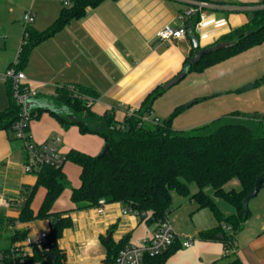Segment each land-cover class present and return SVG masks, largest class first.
<instances>
[{
	"label": "crops",
	"instance_id": "crops-1",
	"mask_svg": "<svg viewBox=\"0 0 264 264\" xmlns=\"http://www.w3.org/2000/svg\"><path fill=\"white\" fill-rule=\"evenodd\" d=\"M259 1L226 0L222 7L206 10L201 29L196 28L200 47H209L223 35L247 24L253 7L244 3ZM20 2L0 0V73L17 61L27 14L34 12L35 25H30L44 30L56 20L65 5L63 0ZM188 7L186 0H103L89 8L83 17L72 19L61 31L33 48L22 68L25 82L35 94L49 97L61 84L89 86L99 93L93 110L98 114L114 110L116 118L123 120L127 109L137 110L151 91L178 75L194 54L189 33L191 27H187L184 38L161 40L156 36L167 24L179 26V14ZM8 105V83L0 79V110ZM156 116L153 108L150 117ZM28 135L34 145L60 136V149L64 155L71 149L97 155L105 146L101 135L83 133L74 123L66 127L48 111H42L31 121ZM27 164H32L34 169L27 171ZM38 169L37 160L25 143L16 139L14 133L0 128V195L13 202L11 207L0 206V209L10 216H19L21 205L37 183ZM63 171L71 187L63 190L53 211H70L73 219V225L58 239L65 255L64 264H103L108 241L127 247L142 245L145 239L153 236L157 222L125 212L122 202H105L98 207L78 209L72 200V188L81 184V168L66 161ZM234 185L240 186L239 180L234 181ZM46 191L44 186L37 188L31 202L35 213ZM226 202L233 209L224 205L222 210L217 202L223 215L235 213V206ZM173 207L169 220L175 232L180 236H191L193 242L186 247L182 239L177 240L163 264H230L236 259L242 264H264V184L255 203L252 207L249 205L251 216L236 233L229 253L220 233L216 238L201 236L202 231L219 226L212 209L198 208L193 200ZM17 228H27L28 236L35 237L41 232H49L50 222L49 219H37L18 223Z\"/></svg>",
	"mask_w": 264,
	"mask_h": 264
},
{
	"label": "trees",
	"instance_id": "trees-1",
	"mask_svg": "<svg viewBox=\"0 0 264 264\" xmlns=\"http://www.w3.org/2000/svg\"><path fill=\"white\" fill-rule=\"evenodd\" d=\"M102 1L71 0L44 30H37L27 24L17 62L11 66L22 70L36 45L61 31L72 19L83 17L89 8ZM244 4L253 7L249 22L223 35L215 44L225 46L191 64L188 73L202 72L264 42V0ZM199 19L198 11L189 18L188 26L186 24V28L191 27L196 36ZM6 82L9 105L0 110V128L9 130L15 134L16 139H20L16 136L15 123L21 116L22 108L13 95L11 81ZM164 91L163 85L157 87L147 95L134 114H126L123 120H118L114 110L104 114L93 110V104L99 98L95 89L79 83L57 86L52 98L65 105L75 116L48 112L57 116L66 127L74 123L83 133L101 135L105 144L109 145L104 154L91 155L71 149L65 155L66 161H72L81 168V184L72 188V200L78 209L119 201L142 219L157 222L169 216L174 209L173 191L176 190L195 201L198 208L209 207L213 210L219 226L202 231L201 236L216 238L219 233H223L221 240L230 249L236 233L251 216L249 207L244 210L243 199L254 188L257 177L264 172V116L258 112L233 110L192 129H174L171 124L173 116L190 107L194 103L191 102L176 107L171 117L163 123L157 116L154 118L159 119L158 122L145 121L143 117L151 114L155 100ZM42 111L46 110L32 109L31 115L36 118ZM37 175V183L21 205L18 217L10 216L0 209V253L9 255V259L0 264H7L11 259L20 257L38 264H64L65 255L58 245V239L66 228L73 225V219L70 211H53V205L69 185V180L63 165L39 166ZM234 179L239 180L240 188L227 189V184ZM192 182L198 186L194 193L190 190ZM39 186H44L47 191L35 213L31 202ZM206 187L214 189L215 197L205 190ZM216 197L234 205L235 213L223 215L217 206ZM37 219H49L50 231L46 233V241L41 246L34 245L33 252L23 256L16 244L28 238V229L17 228V224ZM224 224L231 229H225ZM177 240L179 238L163 253L147 255L144 264H163ZM106 245L107 258L103 264H112L125 246L111 241ZM49 251L55 259L49 255ZM230 264L242 263L236 259Z\"/></svg>",
	"mask_w": 264,
	"mask_h": 264
},
{
	"label": "rangeland",
	"instance_id": "rangeland-1",
	"mask_svg": "<svg viewBox=\"0 0 264 264\" xmlns=\"http://www.w3.org/2000/svg\"><path fill=\"white\" fill-rule=\"evenodd\" d=\"M21 1L23 4L24 0ZM31 24L35 25L33 22ZM191 102L194 103L190 107L173 116V128L192 129L233 110L258 112L264 116V42L202 72H190L165 90L155 100L153 108L163 123L171 117L176 107ZM234 181L237 180L228 183L226 188H240L234 185ZM67 187H71L70 182ZM190 190L191 193L198 190L196 183H190ZM205 190L214 196L212 187H206ZM257 195L249 201L250 207L255 203ZM216 200L222 210L225 206L233 209L223 199ZM185 201H189V198L173 191V205L180 206Z\"/></svg>",
	"mask_w": 264,
	"mask_h": 264
},
{
	"label": "built area",
	"instance_id": "built-area-1",
	"mask_svg": "<svg viewBox=\"0 0 264 264\" xmlns=\"http://www.w3.org/2000/svg\"><path fill=\"white\" fill-rule=\"evenodd\" d=\"M189 3V7L179 14L181 24L177 27L172 25H165L159 29L156 36L161 40H169L171 38H184L186 36L187 20L192 17L196 12H200V19L196 24L197 29H201L203 20L206 18V10H214L220 8L225 4L226 0H186ZM71 0H64L65 5H69ZM34 21V12L30 11L26 17V23L31 24ZM17 62V61H16ZM15 62V63H16ZM25 74L22 70H17L13 65L9 67L5 72L0 73V79L5 81H11L13 95L17 102L21 105L22 113L18 121L15 123L16 136L22 139L25 145L31 150L34 157L37 160L38 166L51 165L60 167L66 162L65 155L61 153L60 144L62 138L60 136H54L39 145L31 143L30 136L27 129L30 126L31 121L34 119L31 115V110H28L25 106V101L30 97L36 95L25 82ZM134 109H127V114H134ZM145 121L158 122L159 119L151 118L145 115L143 117ZM27 171L34 169L32 164L25 166ZM13 205L12 200L0 195V206L11 207ZM125 212H133L129 208H125ZM137 214V213H136ZM138 215V214H137ZM140 216V215H139ZM224 228L230 230L231 227L224 224ZM46 233L41 232L35 237H30L22 242L16 244L17 250L25 256L27 253H32L34 245L41 246L46 241ZM182 239L184 246L189 247L192 245L193 238L191 236H180L175 232L172 222L169 220V216L162 220L157 221V229L153 236L149 239H145L142 245H133L122 248L117 254L112 264H144V259L147 255L154 256L163 253L173 244L177 239ZM31 247V251L29 248ZM231 249L226 248V252L229 253ZM9 259V255L0 253V263H5ZM7 264H38L27 260L25 257L19 259H11Z\"/></svg>",
	"mask_w": 264,
	"mask_h": 264
},
{
	"label": "water",
	"instance_id": "water-1",
	"mask_svg": "<svg viewBox=\"0 0 264 264\" xmlns=\"http://www.w3.org/2000/svg\"><path fill=\"white\" fill-rule=\"evenodd\" d=\"M189 33H190L191 39L193 41L194 54L190 57L189 62L185 65V67L182 69V71L178 75H176L173 79L169 80L168 82H166L163 85V89L164 90L169 89L174 84H176L179 81H181L188 74L191 64L197 63L204 55H206V54H208L210 52H214V51L220 49L221 47L225 46V45H222V44H215V45H211L209 47L201 48L199 39L193 33L192 29L189 30ZM25 106H26V108L28 110L37 109V108H43L46 111H54V112H57V113H60V114H63V115H73V116H75V114L70 109H68L65 105L57 103L54 98L49 97V96L34 95V96L30 97L29 99H27L25 101ZM128 128H129V126H127V130H128ZM108 149H109V145L106 143L101 153L102 154L106 153ZM263 183H264V172L257 177V179L255 181V184H254V188L243 199V204H244V210L245 211L249 207V201L253 197H255L257 195V193L262 188ZM219 236L223 237L224 234L220 233ZM49 255L51 257H53V259L56 258V257H54L51 254L50 251H49Z\"/></svg>",
	"mask_w": 264,
	"mask_h": 264
}]
</instances>
